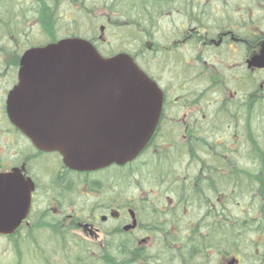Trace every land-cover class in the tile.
I'll use <instances>...</instances> for the list:
<instances>
[{"label":"flooded vegetation","instance_id":"obj_1","mask_svg":"<svg viewBox=\"0 0 264 264\" xmlns=\"http://www.w3.org/2000/svg\"><path fill=\"white\" fill-rule=\"evenodd\" d=\"M175 2L179 6L169 28L160 38L157 33L153 39L146 36L129 54L163 95L156 132L135 164H146L159 148L181 161L177 150H192L193 143L195 149H211L229 134L235 136L227 145H238L236 127L250 123V93L264 95V68L251 65L264 48V0ZM22 8L0 22V174L18 173L34 188L28 218L13 234L0 235V244L6 239L18 257L22 241L31 242L36 229L43 227L38 232L48 237L53 254L62 252V244L68 254L122 249L147 255L146 259L136 255L130 264H264L258 249L231 252L225 236L218 248L219 241L209 235L207 251L198 253L197 237L188 236L185 229L190 217L175 220L179 213L166 207L167 197H161L173 191L171 180L152 181L137 174L142 183L133 185L125 178L130 164L72 170L59 153L37 146L13 124L9 98L19 85L24 55L67 38L63 0H30ZM100 38L94 42L107 56L112 48ZM194 151L198 158L193 162L200 158L206 159L203 163L218 162ZM213 222H218L216 216L209 225ZM120 237L129 242L118 244Z\"/></svg>","mask_w":264,"mask_h":264},{"label":"water","instance_id":"obj_2","mask_svg":"<svg viewBox=\"0 0 264 264\" xmlns=\"http://www.w3.org/2000/svg\"><path fill=\"white\" fill-rule=\"evenodd\" d=\"M9 98L13 124L76 171L124 165L145 148L162 95L128 55L105 59L80 38L31 49ZM251 65L264 68V49ZM33 183L0 174V234H13L31 208Z\"/></svg>","mask_w":264,"mask_h":264},{"label":"trees","instance_id":"obj_3","mask_svg":"<svg viewBox=\"0 0 264 264\" xmlns=\"http://www.w3.org/2000/svg\"><path fill=\"white\" fill-rule=\"evenodd\" d=\"M36 1L46 3L49 0ZM29 2L30 0L21 2L0 0V22L4 23L10 15L22 11V6ZM175 6H179L175 0H63L65 20L67 17L72 22L73 18L70 19V14L73 16L79 14L83 19H90V24L85 19V29H91L94 32H98V26L102 24L107 30H119V35H121L120 30L129 32L131 29L133 33L131 36L138 40V44L146 40V36L153 39L157 28H160L163 21H168L165 27L166 30L169 28ZM66 31L69 34L67 20ZM78 34H84L79 25L68 37L78 36ZM248 103L250 123L247 128L236 127V138L241 142L238 145L233 144L231 147L227 145L231 137L235 136L234 134L222 136V144L211 149L210 147L195 149L196 144L193 143L192 150H177L176 155L181 158V161H178L170 152L159 148L158 153L154 154L153 158H149L146 164H135V161L127 168L125 178L134 183L133 185H141L140 176L152 181L155 179L172 181L174 188L171 190L173 191L170 194H162L161 197H167H163L166 200V207H172L171 210L176 213H178L175 209L177 206L185 205L191 210L195 209L185 229L189 232L188 236L197 237L198 253L207 251L209 245L205 242L209 235H213V239L219 241L216 245L218 248L222 247V239L225 236L231 252L258 249L264 256V214L262 215L264 211V95L251 92ZM221 133L223 135V131ZM253 144L259 146L262 157L252 156L249 160H237L241 154L249 155ZM194 150L201 153L199 156L210 157L211 160L217 159L218 162L203 163L206 159L200 157L199 163L193 162L198 158ZM182 160L189 161V163L182 164ZM169 161L172 163L170 167H164L163 163ZM238 170H248V172L236 175ZM135 172L140 176H135ZM206 188L213 191L205 192ZM179 190L182 192L181 195H179ZM169 201L173 203L169 204ZM212 205H216L217 208ZM219 205L226 207L225 212L229 221L225 227L219 221L209 225L210 219L213 220L215 216L219 219L223 210ZM179 216L178 214L175 220ZM193 223L196 225L192 226ZM34 239L33 243L37 241ZM106 239L107 246H109L110 239ZM127 242L129 241L126 237L122 239L120 237L117 240L118 244H127ZM36 248L40 264H57L54 259L52 261L50 257L45 256L46 249L39 245H36ZM59 248L62 252L57 254L60 259L58 264H65L68 259L71 260V264H112V261L117 260L130 264V259H136L138 256L142 259L147 258L141 250L132 253V251L121 249L116 253L105 251L93 254L84 249L81 253L68 254L62 244ZM21 256L20 251L19 259Z\"/></svg>","mask_w":264,"mask_h":264},{"label":"rangeland","instance_id":"obj_4","mask_svg":"<svg viewBox=\"0 0 264 264\" xmlns=\"http://www.w3.org/2000/svg\"><path fill=\"white\" fill-rule=\"evenodd\" d=\"M71 10V9H70ZM98 14V13H97ZM70 19L73 18V21L71 22L67 17V30L69 31V35H72L73 30L77 28L79 25L83 33L90 36L88 33V30L85 29V22L87 21L88 24L91 23L90 19L81 17L79 14H70ZM168 21H163V23L160 24V28L158 27L156 30V38H160V33L164 32L166 30V25ZM113 31H119V30H113L108 29L106 32V42L108 43V49L112 48L111 50H114L119 53V51L122 50H128L137 48L138 47V40L131 36L132 30L130 29L129 32L127 30L121 31V35L115 36L113 34ZM87 32V33H86ZM117 35V33H115ZM119 37V38H118ZM124 46L127 47L124 49ZM109 51V52H114ZM34 240H37L33 243V240L31 242H27L26 240L22 241L21 245V258L17 257L15 253L12 250V245L9 244V242L4 239L3 242L0 244V264H40L39 255L37 252L36 245H39L41 248L46 249L45 256L48 258L50 257L51 260L54 259L57 264L60 263V259L57 256V254H53V247L50 246V243L48 241V237H46L45 234L41 232H37L36 237H34ZM70 258V256L68 257ZM53 261V260H52ZM66 264V263H65Z\"/></svg>","mask_w":264,"mask_h":264},{"label":"bare ground","instance_id":"obj_5","mask_svg":"<svg viewBox=\"0 0 264 264\" xmlns=\"http://www.w3.org/2000/svg\"><path fill=\"white\" fill-rule=\"evenodd\" d=\"M252 148V147H251ZM253 148H254V150H253ZM253 148H252V150L250 149V151H249V155H244V154H241V156H239V158L237 159V160H242V159H244V160H249V158H251L252 156H257V157H262V153L261 152H259L260 151V148H259V146L257 145V144H253ZM165 166L164 167H170V165L172 164V163H170V161L169 162H164L163 163ZM245 172H248V170H238L237 172H236V175H238V174H240V173H245ZM134 175L135 176H137V177H139L136 173H134ZM163 183V182H162ZM164 184V183H163ZM246 185V184H245ZM117 190H120V189H117ZM175 191V190H174ZM180 191V190H179ZM181 191L179 192V195H181ZM177 211H178V213H179V217H178V221H182V219L183 218H189L191 215H193V211L190 209V208H188L187 206H185V205H183V206H180V207H178L177 206V208H175ZM226 207H225V210H222L221 211V214H220V216H219V219H218V221H219V223L220 224H222V226H224L225 227V225H227L228 224V221H229V218H227V214H226ZM30 212V211H29ZM264 214V211L262 212V215ZM231 221H233V220H231ZM218 223V222H217ZM39 230H41V229H39V228H37L36 229V234H37V232L39 231ZM35 237H36V235H35ZM68 247H70L71 248V245H68ZM156 250V249H155ZM56 254H58L57 252H56ZM149 255V254H148ZM150 255L152 256V257H156V255H155V252L154 253H150ZM150 256V257H151ZM113 262H115V261H112L111 263H113ZM66 264H71V260H67V262H66Z\"/></svg>","mask_w":264,"mask_h":264}]
</instances>
